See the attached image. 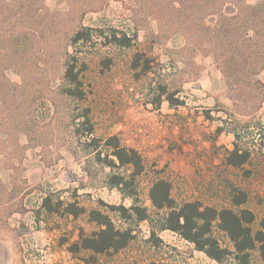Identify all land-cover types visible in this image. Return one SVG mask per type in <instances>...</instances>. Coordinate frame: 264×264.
I'll return each mask as SVG.
<instances>
[{
  "label": "rangeland",
  "instance_id": "obj_1",
  "mask_svg": "<svg viewBox=\"0 0 264 264\" xmlns=\"http://www.w3.org/2000/svg\"><path fill=\"white\" fill-rule=\"evenodd\" d=\"M256 1L247 0L249 4ZM4 3L10 4V0H0V5L5 6ZM149 9L141 0L109 1L99 12L88 13L79 20L70 13L66 0H36L32 11L37 14L28 15L20 23L29 28L25 30V39L34 52L60 47L80 22L94 29V35L92 42L80 49L87 65L81 74L86 91L83 101L60 95L54 62L43 70L24 68L32 79L25 78L29 91H25L23 110L12 106V94L4 96L3 101L0 98L3 118L0 134H6L8 146H14L19 139L27 141L28 155L32 156L29 161L34 160L37 147L43 164L38 175L30 169L28 177L14 179L13 186L43 191L54 202L58 199L76 202L86 211L100 208L98 200L108 205L131 204L116 188L106 186L107 175L117 170L94 161L93 154H89L90 146L83 145L71 127L67 130V124L87 108L93 137L105 140L116 136L122 146L139 152L144 171L136 178L137 198L153 220L152 226L142 222L136 227L135 237L125 249L115 255L97 256L95 264H218L193 251L190 244L167 230L157 234L161 243L153 246L150 231L151 227L158 229L159 219L148 192L155 180L165 179L171 183V195L178 204L198 200L218 209H236L230 197L237 188L247 195L242 208L251 210L257 219L264 217V102L252 111V106L258 105L264 96V70L252 79L262 86L253 81L246 84L247 97L243 100V96L227 86L212 56L191 54L185 48L183 34L171 33L173 28L169 26L160 28ZM109 28L125 30L130 35L136 33L134 46L105 44ZM136 52L149 59L148 72L131 68ZM6 75L9 85L22 81L17 73L7 71ZM41 80L48 81L49 90L44 89ZM162 89L165 95L176 92L174 97L181 103L169 105L165 95L160 96ZM6 127L12 129L10 134L3 131ZM16 129L32 132L35 140H29L22 132L16 135ZM38 141L42 145H34ZM234 145L249 153L247 163L239 168L226 163ZM102 152L103 155L106 152L103 147ZM12 154L16 159L25 157L21 156V149L12 148ZM109 214L117 226L122 224L115 214ZM44 219L52 223L51 216L45 215ZM55 221L59 223L55 242L37 237L36 249L43 252L33 250L30 258L39 260L42 255L44 264H83L81 259L86 253L74 255L67 249L78 241L79 229L90 234L96 226L88 222L87 213L77 218L58 213ZM27 233V229L18 232L15 247L19 261L39 264L23 258L21 244H25L22 239ZM214 234L221 245H230L222 232L215 230ZM50 253L55 258L49 257Z\"/></svg>",
  "mask_w": 264,
  "mask_h": 264
},
{
  "label": "trees",
  "instance_id": "obj_2",
  "mask_svg": "<svg viewBox=\"0 0 264 264\" xmlns=\"http://www.w3.org/2000/svg\"><path fill=\"white\" fill-rule=\"evenodd\" d=\"M66 1L70 13L82 20L88 13L99 12L106 2L124 0ZM141 1L150 8L149 14L158 22L160 28H163V25L169 26L173 28L171 33L183 34L185 48L190 50L191 54L199 52L204 56H212L227 86L245 100L247 96H244V86L264 70V0H257L254 4H249L247 0ZM35 2L36 0H10V4L0 5V98L3 101L4 96L12 94V106L21 110L25 105V91H29L25 78L27 77L28 81L32 79L24 72V68L30 71L32 67L43 70L54 62L60 95L74 101H83L86 91L81 74L87 65L80 55V49L92 42L94 29L80 22L71 29L70 35L60 47L34 52V47L25 39V30L29 28L20 23L26 17L32 16V13L37 14V11H32ZM99 33L103 34L100 31ZM105 40L107 45L131 48L134 46L136 33L130 35L125 30L109 28ZM149 66L150 61L143 53L136 52L133 55L132 69L146 73L150 70ZM7 71L17 73L22 79L21 83L9 85L6 80ZM42 83L44 89L49 90L48 81ZM253 83L262 86L257 80ZM262 91L264 94V90ZM34 94L35 91L32 93V99ZM165 94V89H162L160 96ZM175 95L176 92L165 95L169 105L176 106L181 103ZM19 96H22L20 100ZM251 98L255 101V96ZM32 99H29V102H32ZM263 102L264 96L260 98L258 105L252 106V111L258 110ZM76 120L78 123H75ZM2 123L1 114L0 127ZM70 127L78 134L83 145L90 146L89 154H93L94 161L117 170L107 175L106 186L116 188L123 198H129L131 201L126 207L123 204L108 205L98 200L97 205L102 209L91 208L86 211L76 202L65 203L60 199L54 202L49 196L43 200L42 206L48 213L54 212L73 218L87 213L88 222L94 224L97 229L90 234H85L79 229L78 241L70 244L67 250L74 255L86 253L81 259L82 263L95 264L97 256L115 255L125 249L134 239L136 227L140 223L148 222L152 226V215L146 207L139 204L135 188L136 178L142 174L144 166L139 152L122 146L116 136L105 140L93 137V125L87 108L76 115L71 124H67V130ZM11 130L8 127L3 129L7 134H10ZM21 132L25 133L29 140H35L32 132L16 129V135ZM34 145L39 146L42 143L38 141ZM102 147L106 150L104 155ZM248 159L249 153L234 145L228 153L226 163L239 168L246 164ZM121 169H124L123 173L119 172ZM148 198L155 216L159 219L158 229L151 227L150 231L149 241L153 246L157 247L161 243L157 234L167 230L190 244L193 251L202 253L218 264H264V217L257 219L251 210L242 208L247 201L244 191L236 188L231 194L230 202L236 209H218L204 205L198 200L178 204L171 195V183L165 179H157L149 188ZM109 213L115 214L122 224L117 226ZM215 230L226 236L229 246L221 245L214 234Z\"/></svg>",
  "mask_w": 264,
  "mask_h": 264
},
{
  "label": "crops",
  "instance_id": "obj_3",
  "mask_svg": "<svg viewBox=\"0 0 264 264\" xmlns=\"http://www.w3.org/2000/svg\"><path fill=\"white\" fill-rule=\"evenodd\" d=\"M6 138V134H0V264H21L15 247L20 229H27L35 238L54 243L59 235V223L55 221L57 213H48L42 206L46 196L53 200L51 195L35 188L13 186L14 179L28 177L30 169L39 174L43 164L38 148H34L36 159L29 161L32 156L28 155V142L19 139L14 146H8ZM12 148L21 149V156L25 157L16 159ZM45 215L52 217V223L44 219ZM49 256L55 258L54 253Z\"/></svg>",
  "mask_w": 264,
  "mask_h": 264
},
{
  "label": "built area",
  "instance_id": "obj_4",
  "mask_svg": "<svg viewBox=\"0 0 264 264\" xmlns=\"http://www.w3.org/2000/svg\"><path fill=\"white\" fill-rule=\"evenodd\" d=\"M22 241H25V244L22 243L21 246H22V250H23V254H24V257H25V261L28 262L29 261H34V263H39V264H44L45 263V260H44V256H40V259L37 260L36 257H31V252L33 250H37L36 249V238L34 237V235L32 233H27L26 235H23V239ZM37 251H40V252H43L42 250H37ZM47 251V249H46ZM50 257V256H49ZM44 260V261H43Z\"/></svg>",
  "mask_w": 264,
  "mask_h": 264
}]
</instances>
